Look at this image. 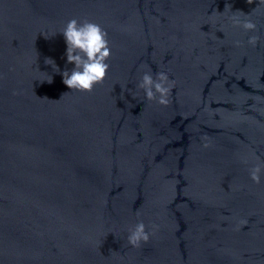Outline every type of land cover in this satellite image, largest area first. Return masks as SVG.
<instances>
[{
	"label": "clouds",
	"instance_id": "clouds-1",
	"mask_svg": "<svg viewBox=\"0 0 264 264\" xmlns=\"http://www.w3.org/2000/svg\"><path fill=\"white\" fill-rule=\"evenodd\" d=\"M259 2L264 3V0ZM247 3L252 4L253 0H247ZM229 20L234 26L242 27L245 32L257 30L256 23L251 19H242L233 14ZM60 33L63 34L67 45V62L74 64L70 73L68 70L63 71V83L71 90L92 91L94 85L103 83L110 67L106 62L111 55L107 32L97 23L88 20L80 22L73 18ZM258 41L257 35L248 38V43L253 47ZM49 60L51 63H48ZM46 63L55 65L51 59L46 60ZM56 69L60 71L59 68ZM48 82L51 83V79H48ZM137 87L144 90L146 99L167 105L174 84L165 72H157L155 79L151 72H145ZM262 170H264V162L256 163L249 170L250 177L255 183H260ZM149 238L150 234L146 231L145 224L139 221L129 229L127 240L133 247H139L141 242H147Z\"/></svg>",
	"mask_w": 264,
	"mask_h": 264
}]
</instances>
